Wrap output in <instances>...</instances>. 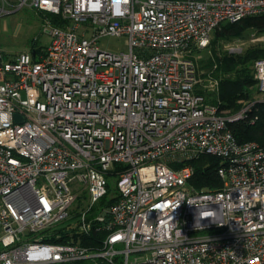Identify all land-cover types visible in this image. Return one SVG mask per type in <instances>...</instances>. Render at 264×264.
<instances>
[{
	"label": "built area",
	"instance_id": "2783aa9c",
	"mask_svg": "<svg viewBox=\"0 0 264 264\" xmlns=\"http://www.w3.org/2000/svg\"><path fill=\"white\" fill-rule=\"evenodd\" d=\"M25 6L62 23L43 51L0 48V264H264V147L228 128L257 120L264 59L261 95L230 114L195 56L264 0H0V17ZM201 156L221 187L189 183Z\"/></svg>",
	"mask_w": 264,
	"mask_h": 264
},
{
	"label": "trees",
	"instance_id": "16d2710c",
	"mask_svg": "<svg viewBox=\"0 0 264 264\" xmlns=\"http://www.w3.org/2000/svg\"><path fill=\"white\" fill-rule=\"evenodd\" d=\"M50 19L55 25L62 23L57 16L50 15ZM250 31L264 33V15L246 17L234 24H222L212 32V39L208 44L210 57L207 59V63L211 67L210 74L213 73L212 76L218 79V101L214 100L220 111L235 114L241 107L239 101H249L252 98L250 89L256 85L252 65L256 59H264V46L251 47L237 55L220 56L219 52L220 45L229 41L232 35L238 36L243 32ZM256 106L257 110L253 114L257 116V120L254 124H251L248 118L230 123L228 128L238 143L254 141L264 147V103H259ZM189 164L194 170L193 177L189 182L193 187L196 189L221 187L222 182L217 173L218 168L222 165L220 159L201 156L190 161ZM103 201H106V198ZM102 237V233H91L89 236H82L79 242L84 246H96Z\"/></svg>",
	"mask_w": 264,
	"mask_h": 264
},
{
	"label": "rangeland",
	"instance_id": "374dc122",
	"mask_svg": "<svg viewBox=\"0 0 264 264\" xmlns=\"http://www.w3.org/2000/svg\"><path fill=\"white\" fill-rule=\"evenodd\" d=\"M48 17V18H47ZM50 14L38 13L34 8L25 6L18 11L4 15L0 17V47L12 52H32L43 51L50 44V35L45 31L48 26L47 21ZM47 19V20H45ZM84 28L79 30L81 33ZM213 33H211L212 39ZM210 39V42H211ZM97 45L100 49L109 52H126L127 46L125 44L124 37L117 36H102L98 39ZM209 46V45H208ZM202 50H197L195 56H198V60L201 61L200 71L207 74L210 72L211 67L207 63V59L210 57L209 47ZM263 47L264 46V33L258 31L243 32L242 34L236 36L232 35L229 41L223 42L220 45V56L227 55H237L242 54L246 49L251 47ZM257 60V59H256ZM215 72V71H214ZM213 74V73H212ZM205 75H203L204 77ZM217 93L203 92L202 95L205 98V102L208 105H216L214 99H218ZM261 93L258 91V85L253 86L250 89L251 100L259 98ZM21 97L26 98L24 91H21ZM115 187V183L109 180V189ZM97 207H95L96 209ZM65 225H60L59 228H63ZM59 234V231L56 230Z\"/></svg>",
	"mask_w": 264,
	"mask_h": 264
},
{
	"label": "crops",
	"instance_id": "0c3cea01",
	"mask_svg": "<svg viewBox=\"0 0 264 264\" xmlns=\"http://www.w3.org/2000/svg\"><path fill=\"white\" fill-rule=\"evenodd\" d=\"M38 13H40V12H38ZM47 18H48V17H47ZM49 19H50V17H49ZM0 48H1V49L3 50V52H4V60H5V61L12 60V59L16 56V54H18V53H12V52H9V51L3 49L2 47H0ZM6 79H7V76L3 75V74L0 72V83L4 82ZM215 100L218 101V99H215Z\"/></svg>",
	"mask_w": 264,
	"mask_h": 264
},
{
	"label": "water",
	"instance_id": "95a60500",
	"mask_svg": "<svg viewBox=\"0 0 264 264\" xmlns=\"http://www.w3.org/2000/svg\"><path fill=\"white\" fill-rule=\"evenodd\" d=\"M15 119L18 121V122H22L23 119L21 117H19L18 115L15 116Z\"/></svg>",
	"mask_w": 264,
	"mask_h": 264
}]
</instances>
